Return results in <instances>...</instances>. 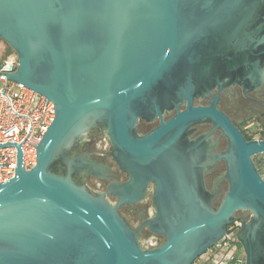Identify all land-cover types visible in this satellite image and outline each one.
I'll use <instances>...</instances> for the list:
<instances>
[{
  "label": "water",
  "instance_id": "1",
  "mask_svg": "<svg viewBox=\"0 0 264 264\" xmlns=\"http://www.w3.org/2000/svg\"><path fill=\"white\" fill-rule=\"evenodd\" d=\"M0 38L17 57L8 80L54 105L30 169L21 144H0L17 149L14 176L0 183V264H191L242 210L245 264H264V181L252 160L264 140H245L217 96L193 106L215 86L263 80L264 0H0ZM156 119L138 133L139 120ZM200 122L228 144L216 207L203 179L205 136L187 140ZM95 126L127 175L100 194L71 178L100 169L70 157ZM150 183L155 212L142 226L163 240L144 248L141 228L117 208L141 200Z\"/></svg>",
  "mask_w": 264,
  "mask_h": 264
},
{
  "label": "flooded vegetation",
  "instance_id": "2",
  "mask_svg": "<svg viewBox=\"0 0 264 264\" xmlns=\"http://www.w3.org/2000/svg\"><path fill=\"white\" fill-rule=\"evenodd\" d=\"M217 96L216 108L222 111L230 119L232 124L241 132L245 140H264V77L263 80L255 86L240 85L237 83L228 85L220 90L215 86L209 93L195 97L193 106H207L212 97ZM185 104L179 106L184 110ZM176 112L172 109L165 112L163 118L167 119ZM158 124V119L147 122L139 120L137 131L139 134L146 133ZM249 126V127H248ZM252 132H256V138L252 137ZM205 136L204 142L200 148V158L206 167L203 173L204 185L210 194V202L215 207L227 192V180L223 177L225 174V161L218 156L226 151L227 139L221 130L214 128L211 123L200 122L191 126L187 132V140L194 141L197 138ZM102 129L92 127L70 150V157L77 159L87 158L97 164L99 171L84 172L79 175H71L74 182L79 185H85L89 191L94 194L105 193L110 182L123 183L127 175L116 165L109 150L101 148L100 142L105 139ZM258 170L259 158L257 155L252 157ZM153 185L150 183L147 187L145 196L134 204L121 205L117 208L119 214L134 230H139V243L147 242L149 247L157 246L163 240V237L150 232L146 226H142L146 220L154 214V203L152 199ZM110 203L116 202V197L105 194ZM241 217H249L247 210L237 212ZM150 240V242H149ZM242 248V247H241Z\"/></svg>",
  "mask_w": 264,
  "mask_h": 264
},
{
  "label": "built area",
  "instance_id": "3",
  "mask_svg": "<svg viewBox=\"0 0 264 264\" xmlns=\"http://www.w3.org/2000/svg\"><path fill=\"white\" fill-rule=\"evenodd\" d=\"M16 66V55L0 62V144H21L23 166L30 169L35 164L36 146L54 118V105L35 91L8 80L7 74L15 71ZM255 134L252 132V137ZM15 159L14 145L0 147V183L14 176ZM258 173L264 181V159L259 160ZM247 218L236 214L225 234L191 264H245L237 235Z\"/></svg>",
  "mask_w": 264,
  "mask_h": 264
},
{
  "label": "rangeland",
  "instance_id": "4",
  "mask_svg": "<svg viewBox=\"0 0 264 264\" xmlns=\"http://www.w3.org/2000/svg\"><path fill=\"white\" fill-rule=\"evenodd\" d=\"M15 51L4 41L0 38V62L4 59H6L7 57L11 56V55H15L14 53ZM1 85V83H0ZM108 139L105 137V139L101 140L100 145L102 149L105 150H109L110 149V143H108ZM257 157L259 158V160L264 159V153H260L257 155ZM150 242V240H149ZM142 247L144 248H149V246L147 245V242H142L141 243ZM239 247V252H242V248H241V244L238 243L237 244Z\"/></svg>",
  "mask_w": 264,
  "mask_h": 264
}]
</instances>
